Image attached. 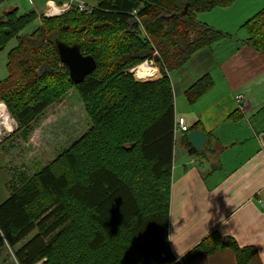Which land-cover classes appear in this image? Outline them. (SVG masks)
<instances>
[{
	"label": "trees",
	"instance_id": "16d2710c",
	"mask_svg": "<svg viewBox=\"0 0 264 264\" xmlns=\"http://www.w3.org/2000/svg\"><path fill=\"white\" fill-rule=\"evenodd\" d=\"M88 1L95 5L91 13L42 15L26 36L20 33L38 18L34 11L0 14V51L17 39L7 53L8 77L0 81V101L16 121L17 139L26 142L45 111L70 90L89 120L88 129L45 166L31 175L13 174L0 204V254L8 250L13 264H172L175 115L169 73L224 37L196 14L236 0ZM242 28L245 43L264 53V10ZM57 42L95 60L96 69L82 83L70 81ZM152 61L160 77L137 81L131 70ZM212 86L208 74L200 77L185 90L187 102L195 103ZM197 125L181 138L190 156L199 153L187 141ZM219 247L230 248L238 264L256 253L211 234L182 262Z\"/></svg>",
	"mask_w": 264,
	"mask_h": 264
},
{
	"label": "crops",
	"instance_id": "0c3cea01",
	"mask_svg": "<svg viewBox=\"0 0 264 264\" xmlns=\"http://www.w3.org/2000/svg\"><path fill=\"white\" fill-rule=\"evenodd\" d=\"M5 1L0 0V4ZM64 1L45 0L38 7L43 8L41 14L32 11L40 19L47 2ZM263 10L264 0H236L229 7L196 14L200 23L224 37L174 70L182 82L172 80L169 73L175 122L177 97H184L185 90L206 74L213 82L196 101L200 110L179 117L187 128L198 123L191 131L203 132L207 141L196 156H190L181 141L183 132H179L183 150L173 153L168 220V240L175 258L172 264H183L182 258L211 234L230 238L239 248L252 247L256 253L247 264H264V53L245 43L248 34L242 28ZM140 65L131 70L137 81L160 77L153 61L145 65L150 69L149 77L138 76ZM190 65L193 69L188 71L186 66ZM238 96L247 101L244 109L236 102ZM8 196L6 191L0 193V204ZM189 264L238 263L230 248L219 247Z\"/></svg>",
	"mask_w": 264,
	"mask_h": 264
},
{
	"label": "rangeland",
	"instance_id": "374dc122",
	"mask_svg": "<svg viewBox=\"0 0 264 264\" xmlns=\"http://www.w3.org/2000/svg\"><path fill=\"white\" fill-rule=\"evenodd\" d=\"M28 1L6 0L0 4V14L7 12L9 8L15 7L19 9L20 15L32 10L41 14L43 8L38 9V7L41 4L43 5L45 0H31L33 2L32 5H29ZM40 24L41 20L38 17L20 33V36H26L32 33ZM16 46L17 39H12L0 51V81H4L8 77L6 68L7 53ZM186 67L188 71L189 69L190 71L193 69L191 65ZM170 73L172 80L180 79L179 81L182 82L178 72L172 71ZM176 100L177 120L180 119V116L187 117L184 115L187 111H199L201 108V104H196V102L189 104L185 95L184 97L183 95L177 97ZM2 103L5 106L8 116L13 120V126L12 131L4 128L0 130V193L4 191L8 192V184L14 173L25 171L28 175H31L70 147L89 127V120L78 94L74 90H70L58 103L45 111L43 116L33 126V132L29 136V139L23 142L17 139V135L15 134L17 129L16 121L8 112L5 103ZM4 126L9 127L6 124ZM11 135L13 137L9 139ZM179 141L180 134L177 132L174 134L173 153L183 150ZM247 146H250V144ZM0 264H13L12 255L8 250L0 254Z\"/></svg>",
	"mask_w": 264,
	"mask_h": 264
},
{
	"label": "water",
	"instance_id": "95a60500",
	"mask_svg": "<svg viewBox=\"0 0 264 264\" xmlns=\"http://www.w3.org/2000/svg\"><path fill=\"white\" fill-rule=\"evenodd\" d=\"M56 50L60 62L68 70L70 81L74 84L82 83L85 77L92 74L96 69L95 60L91 56L82 54L77 46H68L57 42ZM187 141L191 147L200 151L205 146L207 138L201 131H191L187 135Z\"/></svg>",
	"mask_w": 264,
	"mask_h": 264
},
{
	"label": "built area",
	"instance_id": "2783aa9c",
	"mask_svg": "<svg viewBox=\"0 0 264 264\" xmlns=\"http://www.w3.org/2000/svg\"><path fill=\"white\" fill-rule=\"evenodd\" d=\"M95 8V5L87 2L85 0H65L61 4H56L54 2H47L46 3V10L43 14L44 17H55L59 16L62 13L70 10V9H76L79 12H86V13H91V11ZM148 62H145V65H147ZM236 102L239 105L240 109H244L247 105V101L243 99V97L238 96L236 98ZM5 114L6 120L3 119V115ZM6 124L9 127L7 128L4 126ZM12 126H13V120L8 116L4 104L1 102L0 103V130L2 128L12 131ZM187 127L185 125V122L182 118L177 120L174 125V134L177 132H186ZM181 261V260H180ZM41 264V263H38Z\"/></svg>",
	"mask_w": 264,
	"mask_h": 264
},
{
	"label": "bare ground",
	"instance_id": "6f19581e",
	"mask_svg": "<svg viewBox=\"0 0 264 264\" xmlns=\"http://www.w3.org/2000/svg\"><path fill=\"white\" fill-rule=\"evenodd\" d=\"M137 70H138V73H137V72H136V73L139 74V76L142 77V78H145V77L148 75V73L150 72L149 67L146 68L145 65H140V66L137 68ZM137 70H136V71H137ZM3 119L6 120L5 114L3 115Z\"/></svg>",
	"mask_w": 264,
	"mask_h": 264
}]
</instances>
